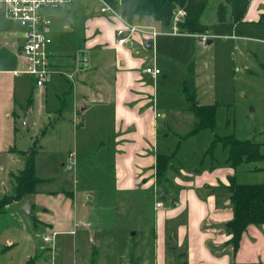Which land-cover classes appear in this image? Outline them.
I'll use <instances>...</instances> for the list:
<instances>
[{"label": "rangeland", "instance_id": "374dc122", "mask_svg": "<svg viewBox=\"0 0 264 264\" xmlns=\"http://www.w3.org/2000/svg\"><path fill=\"white\" fill-rule=\"evenodd\" d=\"M217 1L219 0L208 2L203 15L205 21H214ZM259 5L262 7L260 11L264 13V0ZM179 16L177 11L174 19L177 21ZM126 23L135 27L133 34L147 35L149 38H155L156 42L177 35H174L173 31L175 22L168 28L173 35L165 34V28L150 17L135 19L133 24ZM228 27L214 26L210 35L213 42L208 45L205 43V38L198 41L192 37H179L187 39L185 43H179L181 52L178 48L174 52L170 51L169 49L173 48L170 42L168 46L160 44L159 48L154 44L150 49L145 48L143 42H136V46L144 54L153 56L152 68H157L159 72L161 69L162 74L158 78L166 76L162 79L163 82L158 81L157 101L154 100L153 104L159 112L166 115L169 111H174L173 119L167 122L171 131H166V121L162 120L164 118H157L158 127L162 130L157 136L160 148L162 145L176 154L171 161H180L183 165L194 167L202 164V168L216 161L217 165L223 166L225 151L218 140L207 156L203 157V153L214 140V135L217 137L233 135L241 140L264 142V22H257L249 17L247 21L236 24L232 30L230 26ZM66 31L60 35L56 34L59 36L52 37L48 34V46L74 43L73 34ZM232 32L242 39L235 42L228 39ZM3 45L0 48V68L10 69V62L18 60L15 56L17 48L12 36L11 40ZM64 48L63 46L61 49ZM189 49L192 52L191 62H188ZM155 57L160 69L155 65ZM101 65L109 67L110 64L104 62ZM58 77L61 78L64 87L69 89L68 80L60 74ZM84 77L87 79L86 88L90 93V99L94 103L88 105L90 110L84 118L75 117L71 109L67 110L59 121L52 120L50 123L52 126L49 127H45V120L42 126L39 118L42 112L40 110L43 109L41 100L43 96H40L38 89L31 90L34 83L30 77H26L29 90L27 92L24 88L22 94H18L17 101L24 104L32 95L34 99L30 115L36 120V124L27 130L20 129L15 132L16 147L10 150L18 156L15 157L17 161L8 162L2 156L3 160L0 162L2 166L0 193L3 195L11 191V185L1 181L7 169L17 171L23 167L22 163L24 164L25 157L15 148L25 151L31 144L34 145L37 150L34 170L37 177L42 180L37 185V191L61 190L63 194L72 195L70 213L72 216L75 214L77 223L74 232L55 234L50 242L42 241L45 227L37 221L36 212L28 214L22 210L24 204L34 202V199L36 202L41 201L39 195L37 199L28 195L22 198L24 202L21 200L11 203L5 215L0 216V231L9 226L21 230L17 247L27 251L24 253L25 259L28 255L25 264H30L31 261V264H178V261L182 262L183 258L178 259L177 255L183 250L187 252V249L177 246L173 238L165 242L164 258L157 259L154 244L151 243L154 223L152 206L161 200L152 197L151 202L148 201L149 206L146 204L144 209L147 212L145 216L149 215L150 218L145 217L138 230L128 226L130 216L133 217L130 208L122 212L113 206L118 205V196L113 191L114 152L112 144L109 143V134L114 123V97L109 95V92L114 91L113 80L110 78L111 74H107L106 77L101 72L88 73ZM67 78L72 81L71 75ZM101 86L102 89H99ZM184 86L190 92H194L196 99L201 103L215 104V122L212 129L205 128L191 133L196 119L181 91ZM72 96H75L74 92L71 93ZM99 98L101 101L98 100ZM46 99L52 103L53 92H48ZM254 166L259 167L262 164L243 163L237 167L234 174L237 182H264V171L251 170ZM225 193L229 194L227 189ZM168 198L169 196L166 200ZM165 202L163 201V204ZM150 221L151 225H148ZM263 226L259 225L256 228L262 230ZM171 230L177 231L176 226ZM29 235L33 237L37 249L31 250L27 247L26 237ZM261 236L264 237L263 234ZM172 239L175 242L174 246H170ZM262 244L264 246V242Z\"/></svg>", "mask_w": 264, "mask_h": 264}, {"label": "crops", "instance_id": "0c3cea01", "mask_svg": "<svg viewBox=\"0 0 264 264\" xmlns=\"http://www.w3.org/2000/svg\"><path fill=\"white\" fill-rule=\"evenodd\" d=\"M261 2L263 0H251L241 23L247 21L249 17L259 22L260 14L263 12L260 11L262 7L258 6ZM104 7L105 4L101 0H73L58 10L47 11L51 20L45 32L47 37L49 35L59 36L68 30L73 34L74 43L61 45L65 47L64 49H61V46L47 45L49 64L53 72L42 87H36L34 84L31 90L38 89L40 96H43V99L41 97L43 109L40 110L42 112L39 118L42 126L45 120V127H49L52 126L50 124L52 120L59 121L67 110L71 109L75 117L82 116L83 118L90 110L89 106L94 103L86 88L85 74L101 72L106 77L107 74H111L114 91L109 92V95L114 97V123L110 130L109 143L112 144L114 152L113 191L118 196V205L113 206L122 212L130 208L133 211V217L130 216L128 226H133L138 230L144 218H150L149 215L145 216L144 209L146 204L149 206L150 198L159 199V192L154 187L155 153L169 155L173 151L162 145L161 148L159 146L157 136L162 130L158 127L157 118H164L162 120L166 121V131H171L167 122L173 119L174 111H169L166 115L154 107V100L157 101L158 81L163 82L162 79L166 76L158 78L162 72L156 57L155 65L160 69L159 74L152 78L142 71L145 67H152V63L154 65L153 56L144 54L136 46V42H143L145 48L147 46L144 42L147 40L151 41V47L155 44L157 48L160 44L168 46L170 42L173 44L170 51L174 52L178 48L181 52L179 43H185L187 39L179 37H192L198 41L200 38L188 34H177L176 37L164 38L161 42H156L155 38L151 39L147 35L125 32L126 40L120 44L117 41L119 38L117 32L120 29H126L127 23L116 10H101ZM229 26L232 30L235 24ZM165 34L173 35L170 30H166ZM210 35L208 34L205 39L206 45L213 42ZM11 36L17 48L15 56L18 60L10 62V69L0 68V162L5 157L8 162L13 163L17 161L15 157H18L10 150L15 146V132L20 129L27 130L36 124V120L30 115L34 99L32 95L26 99L24 104L17 101L18 94H22L24 88L27 92L29 90L26 77H30L33 83L34 80L24 72L27 62L19 54L23 43V30L18 24L6 18L3 8L0 7V48L11 40ZM227 38L234 42L242 39L233 32ZM109 52L111 54H108ZM191 53L189 49L188 62H191ZM104 62L109 63V67H103L101 64ZM15 71H20V73L15 75ZM59 74L68 80L69 89L64 87L61 78L58 77ZM66 75H71L72 81ZM48 92L54 94L52 103L46 99ZM72 92L75 96L71 97ZM95 93L99 95L96 91ZM98 100L101 101L100 98ZM197 101L203 105L208 104L201 103L199 99ZM171 165L176 170L170 171L174 187L167 191L166 198L167 196L169 198L164 200L166 202L162 206L163 209L155 208L156 202L152 206L154 215L152 230H154V249L157 259L164 258L165 242L173 238L177 246L184 247L185 245L188 264L264 263L262 244L264 237L261 236V234L264 235V226L262 230L253 225L247 227L233 259L230 257V247L225 245L229 235H226L222 228L223 224L232 217V212L229 206V195L225 193L224 186L228 184L227 177L235 174V171L226 165L219 166L217 163L213 171L208 170L210 165L202 168L200 164L194 167L183 165L180 161H171ZM21 169L22 167L17 171ZM1 171L2 166L0 165ZM17 171H10L8 168L1 181L9 183V173ZM38 179L41 183V178ZM31 195L36 199L40 196L39 198L43 200L36 202L34 199V202L28 203L31 207L30 213L35 211L37 221L45 227L44 232L46 233L43 232L42 237L48 236L52 239L55 234L74 232L77 223L75 214L72 216L70 213L72 211L71 202H73L70 193L63 194L61 190L39 192L36 186L35 193ZM170 198H176L177 204L174 207H166ZM147 224L151 225V221ZM173 226H176L177 231L171 230ZM2 230L0 231V245L9 247L0 254V264H25L28 255L25 259L24 253L27 251L17 247L22 234L21 230L10 226ZM26 238L27 247L31 250L37 249L33 237L29 235ZM42 241L47 242L43 238ZM91 241L94 240L91 239Z\"/></svg>", "mask_w": 264, "mask_h": 264}, {"label": "trees", "instance_id": "16d2710c", "mask_svg": "<svg viewBox=\"0 0 264 264\" xmlns=\"http://www.w3.org/2000/svg\"><path fill=\"white\" fill-rule=\"evenodd\" d=\"M101 1L112 10H116L120 17L130 24L135 19L141 20L150 17L154 22L165 28L164 30H168L174 23L176 12L181 10L183 15L179 16L180 18L175 21V33L188 34L200 38L201 36L212 34L213 28L216 25L227 27L232 24L236 25L241 23L251 0L217 1L214 11L215 19L212 22H207L203 19L205 8L210 0ZM259 22H264V13L260 14ZM181 91L190 103L189 109L196 119L195 127L191 133L205 128L212 129L215 122V104H200L196 99L195 93L190 92L185 86ZM217 140L225 151L224 165L235 171L243 163H261L262 166H254L251 170L264 171V142L241 140L233 135L226 137H217L214 135V140L211 142V145L203 153L204 158L213 149V146L216 145ZM19 152L25 157L24 164L21 170L9 173L11 191L7 194H0V216L5 214V211L11 203L19 202L25 196L34 194L36 186L40 183V179L36 177L34 170V160L37 153L34 145H31L25 151ZM174 156V153L169 155L160 152L155 153L153 169L154 187L157 192L161 188H166L169 191L174 187L170 178V171L176 170L171 165V159ZM209 165L210 168L208 166V170H213L216 167V161L211 162ZM227 182L228 184L224 187L229 192L228 198L232 217L223 224L222 229L226 235H229L225 245L230 247V257L233 259L239 249L242 234L246 231L247 227L251 225H264V182L239 183L234 174L227 177ZM175 201L176 198H170L166 207H174L177 204ZM154 241V230H152L151 243L154 244ZM8 247L0 246V254ZM177 256L178 259L183 258V261L180 263L178 261V264H188L186 250L180 251Z\"/></svg>", "mask_w": 264, "mask_h": 264}, {"label": "built area", "instance_id": "2783aa9c", "mask_svg": "<svg viewBox=\"0 0 264 264\" xmlns=\"http://www.w3.org/2000/svg\"><path fill=\"white\" fill-rule=\"evenodd\" d=\"M71 1L73 0H0V7L3 8L5 17L18 24L23 30V43L19 54L27 62V68L24 72L33 78L36 87H42L45 80L53 72L49 64V53L46 50L49 39L45 32L51 24L47 11L59 9ZM104 8L112 10L107 5ZM179 15L182 16L183 12L180 11ZM134 31L135 27L133 25L128 26V24L126 29L118 30V43L121 44L126 40L125 32L131 34L135 33ZM151 35L154 37L153 34ZM206 37L201 36L200 40L206 39ZM142 71L152 78L159 74V70L152 67H145ZM19 73L20 71L14 72L15 75ZM161 207L162 202H156L155 208ZM43 240L50 242L51 238L43 236Z\"/></svg>", "mask_w": 264, "mask_h": 264}, {"label": "water", "instance_id": "95a60500", "mask_svg": "<svg viewBox=\"0 0 264 264\" xmlns=\"http://www.w3.org/2000/svg\"><path fill=\"white\" fill-rule=\"evenodd\" d=\"M145 46H147V48H151V41L147 40L144 42ZM166 195H167V189L166 188H161L160 191H159V200H162L164 201L166 199ZM30 205L27 203V204H24V207L22 208V210L25 212V213H28L30 214ZM171 246H174L175 245V242L174 240L172 239V243L170 244Z\"/></svg>", "mask_w": 264, "mask_h": 264}, {"label": "bare ground", "instance_id": "6f19581e", "mask_svg": "<svg viewBox=\"0 0 264 264\" xmlns=\"http://www.w3.org/2000/svg\"><path fill=\"white\" fill-rule=\"evenodd\" d=\"M178 11L180 12L181 10H178ZM173 27H174L173 29H174V32H175V28H176V26L174 25Z\"/></svg>", "mask_w": 264, "mask_h": 264}]
</instances>
